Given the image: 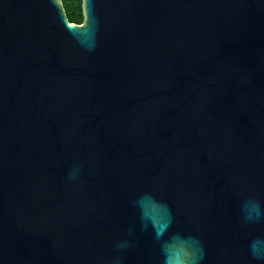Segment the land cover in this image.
Segmentation results:
<instances>
[{
	"label": "water",
	"instance_id": "95a60500",
	"mask_svg": "<svg viewBox=\"0 0 264 264\" xmlns=\"http://www.w3.org/2000/svg\"><path fill=\"white\" fill-rule=\"evenodd\" d=\"M83 15L0 0V264H264V0Z\"/></svg>",
	"mask_w": 264,
	"mask_h": 264
},
{
	"label": "clouds",
	"instance_id": "9594fccd",
	"mask_svg": "<svg viewBox=\"0 0 264 264\" xmlns=\"http://www.w3.org/2000/svg\"><path fill=\"white\" fill-rule=\"evenodd\" d=\"M241 213L248 222H259L264 220V208L255 200L245 201L241 207ZM119 247H126V245H120ZM249 251L256 261H264V236L253 239L249 245ZM202 258L203 253L202 250H200L198 256L190 253L186 255L183 260L184 264H199V260H202ZM165 264H174V261L166 255Z\"/></svg>",
	"mask_w": 264,
	"mask_h": 264
},
{
	"label": "trees",
	"instance_id": "16d2710c",
	"mask_svg": "<svg viewBox=\"0 0 264 264\" xmlns=\"http://www.w3.org/2000/svg\"><path fill=\"white\" fill-rule=\"evenodd\" d=\"M63 4L70 23L83 24V0H63Z\"/></svg>",
	"mask_w": 264,
	"mask_h": 264
}]
</instances>
